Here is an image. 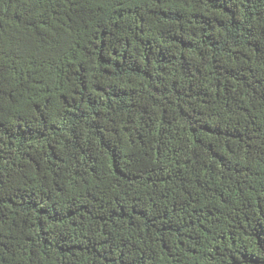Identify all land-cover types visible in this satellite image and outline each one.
<instances>
[{
    "label": "trees",
    "instance_id": "obj_1",
    "mask_svg": "<svg viewBox=\"0 0 264 264\" xmlns=\"http://www.w3.org/2000/svg\"><path fill=\"white\" fill-rule=\"evenodd\" d=\"M0 264H264V0H0Z\"/></svg>",
    "mask_w": 264,
    "mask_h": 264
}]
</instances>
